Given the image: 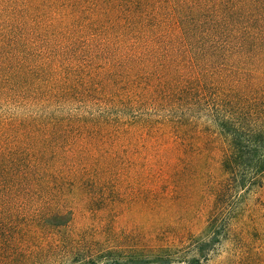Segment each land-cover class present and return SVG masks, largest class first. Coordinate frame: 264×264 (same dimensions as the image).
<instances>
[{
  "label": "trees",
  "instance_id": "1",
  "mask_svg": "<svg viewBox=\"0 0 264 264\" xmlns=\"http://www.w3.org/2000/svg\"><path fill=\"white\" fill-rule=\"evenodd\" d=\"M181 170L211 198L201 257L264 264L262 224L220 221L264 217V0H0V264L71 253L108 176Z\"/></svg>",
  "mask_w": 264,
  "mask_h": 264
},
{
  "label": "rangeland",
  "instance_id": "2",
  "mask_svg": "<svg viewBox=\"0 0 264 264\" xmlns=\"http://www.w3.org/2000/svg\"><path fill=\"white\" fill-rule=\"evenodd\" d=\"M186 171L117 173L108 178L123 184L83 191L86 199L72 206L76 222L67 232L78 234V244L71 253L57 252L43 264H192L195 258L199 264L236 262L239 241L230 239L208 260L201 257L200 244L213 238L207 223L211 198L201 193L204 176ZM170 179L175 183H166ZM231 198L232 212L220 219L229 225V236L239 240L246 233L255 235L264 217L255 216L250 199Z\"/></svg>",
  "mask_w": 264,
  "mask_h": 264
}]
</instances>
